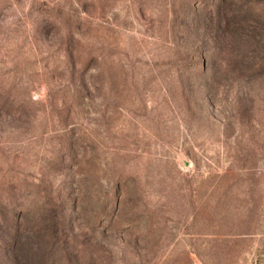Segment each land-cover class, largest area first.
I'll return each instance as SVG.
<instances>
[{"label": "rangeland", "instance_id": "374dc122", "mask_svg": "<svg viewBox=\"0 0 264 264\" xmlns=\"http://www.w3.org/2000/svg\"><path fill=\"white\" fill-rule=\"evenodd\" d=\"M29 243L264 264V0H0V264Z\"/></svg>", "mask_w": 264, "mask_h": 264}, {"label": "trees", "instance_id": "16d2710c", "mask_svg": "<svg viewBox=\"0 0 264 264\" xmlns=\"http://www.w3.org/2000/svg\"><path fill=\"white\" fill-rule=\"evenodd\" d=\"M18 229L15 231L14 236H13V240L12 241L14 242V247L12 248V250L16 254H17L18 251H19L18 253H21L22 254V252L18 249V245L21 242L20 241V231L21 230H20V228H18ZM28 245H29L28 249L25 248V251L23 252V254L25 253L26 258L29 259V261H30L29 264H32V261L31 260L33 258H35V255L33 256V254H35V252L33 250V248L35 247V245L33 246L32 243H29Z\"/></svg>", "mask_w": 264, "mask_h": 264}]
</instances>
